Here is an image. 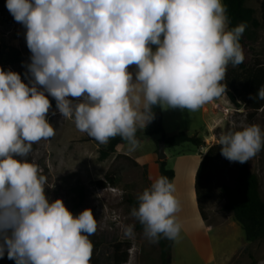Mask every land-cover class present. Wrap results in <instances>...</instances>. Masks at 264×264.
<instances>
[{
  "label": "clouds",
  "instance_id": "9594fccd",
  "mask_svg": "<svg viewBox=\"0 0 264 264\" xmlns=\"http://www.w3.org/2000/svg\"><path fill=\"white\" fill-rule=\"evenodd\" d=\"M5 7L26 29L31 56L27 83L0 67V258L89 264L93 211L74 215L62 198L52 200L46 177L25 158L55 135L49 96L79 131L101 144L120 136L135 151L154 107L196 111L225 91L229 64L245 59L247 25L228 27L223 0H6ZM257 98L264 100V85ZM218 142L223 157L244 163L264 147V130L248 125ZM149 179L130 215L151 242L174 240L183 226L175 186L166 176Z\"/></svg>",
  "mask_w": 264,
  "mask_h": 264
},
{
  "label": "rangeland",
  "instance_id": "374dc122",
  "mask_svg": "<svg viewBox=\"0 0 264 264\" xmlns=\"http://www.w3.org/2000/svg\"><path fill=\"white\" fill-rule=\"evenodd\" d=\"M262 0H246V4L261 16ZM6 0H0V48L13 45L18 47L25 60L3 64L0 67L19 72L25 82L26 65L31 53L27 48L23 25L14 20L5 7ZM245 62L257 57L264 63V26L249 29L241 42ZM155 49V45L152 46ZM135 65L129 66L132 71ZM228 68L233 67L229 64ZM218 104L228 108L223 112ZM210 108V103H206ZM212 109L196 111L180 108H167L164 130L167 135L179 131L197 134L204 144L198 147L192 142L166 147L167 167L174 169L175 196L180 202L177 217L182 230L173 240L169 255H164L159 242H151L143 232V226L131 216L137 204V196L150 186L147 166L139 165L132 157L150 154L158 150L159 136H146L144 128H138L136 138L139 145L130 151L132 157L116 150L109 156L100 158L101 144L79 131L72 118H64L59 110L51 105L47 118L54 126L55 135L42 139L32 146L26 159L35 164L47 179L46 194L52 199L62 198L68 209L78 215L90 208L97 219V228L89 239L92 241V257L97 264H113L114 244L128 241V260L122 264H264V238L248 240L240 222L231 210H225L227 198L222 194L224 184L234 187L238 179V162L227 160L220 152L219 137L229 130L236 131L248 125H259L264 130V110L250 114L243 105H236L224 91L213 99ZM209 110V111H208ZM163 112V111H162ZM54 113V114H53ZM210 124V125H209ZM123 149L129 150L127 141ZM216 145L210 161V182H201L204 199V218L199 209L196 188L197 149L203 152ZM203 155V153H201ZM250 169L259 178L260 193L264 199V147L249 160ZM205 188V189H204ZM205 193V196L203 197ZM134 224L133 234L127 235L125 227ZM126 248L123 246L122 249ZM0 264H15V260L0 258Z\"/></svg>",
  "mask_w": 264,
  "mask_h": 264
},
{
  "label": "trees",
  "instance_id": "16d2710c",
  "mask_svg": "<svg viewBox=\"0 0 264 264\" xmlns=\"http://www.w3.org/2000/svg\"><path fill=\"white\" fill-rule=\"evenodd\" d=\"M227 9L229 19L228 27H235L240 23H246L247 27L240 38L243 41L244 35L249 29L256 30L258 27L264 26V0L261 2V16L258 18L253 7L246 4V0H223ZM25 56L21 50L13 45L0 48V62L3 64H12L22 62ZM264 85V63L257 57L252 58L249 62L245 60L238 65V68H227L221 86L227 92L228 97L236 105H243L250 114L255 115L259 111L264 110V100L259 98L253 99L258 88ZM51 105L56 107V101L49 96ZM155 113L154 119L143 129L146 136L154 134H163L165 137L166 147L183 144L184 142H192L195 147L204 144L202 137L197 134H188L185 131H179L173 135H166L163 126L162 107L153 108ZM136 135V134H135ZM120 136L110 138L104 148L100 149V158L104 159L116 150V146L123 142ZM216 145H211L204 153L195 176V188L199 209L204 218L205 213L204 199H202L201 182L206 185L210 182V161L214 153ZM160 176H166L173 183L175 171L167 167L166 159H159ZM238 179L234 187L224 184L221 188L222 194L227 198L224 206L225 210H231L235 219L241 223L246 238L250 241L264 238V199L260 193L259 178L255 172L249 167V161L239 163ZM205 189V188H204ZM205 196V193L203 197ZM136 204L138 201H133ZM162 253L170 254L173 239L164 237L158 240ZM123 246L126 248L122 249ZM131 243L128 241H120L114 244L113 264H122L128 260V248ZM89 264H97V260L92 256ZM163 264H169L168 259L164 258Z\"/></svg>",
  "mask_w": 264,
  "mask_h": 264
},
{
  "label": "crops",
  "instance_id": "0c3cea01",
  "mask_svg": "<svg viewBox=\"0 0 264 264\" xmlns=\"http://www.w3.org/2000/svg\"><path fill=\"white\" fill-rule=\"evenodd\" d=\"M133 68V73L135 72V67H132ZM212 101H210V108L212 109L211 105H212ZM206 104H204L202 106V109L203 111H207L206 109H210ZM162 111H163V125H164V120H165V116H167L168 112L166 111V105H164L162 107ZM209 111V110H208ZM210 125V124H209ZM165 129V128H164ZM165 134H166V131H165ZM160 135V134H159ZM167 135V134H166ZM161 139V136H159L158 140ZM123 142L119 143L118 146H117V153H122V154H125L127 156H130L132 157V154H130V150L128 149H123ZM198 150L197 154V161H196V167H195V171H197V168L199 166V163L204 155V153L206 152H203L202 149H197ZM203 153V155L201 154ZM139 165H142V166H147L148 168V173H149V177H153V178H156V177H159L160 176V163H159V156H158V150L156 151H153L151 152L150 154H139L137 153L136 155H134L132 157Z\"/></svg>",
  "mask_w": 264,
  "mask_h": 264
},
{
  "label": "water",
  "instance_id": "95a60500",
  "mask_svg": "<svg viewBox=\"0 0 264 264\" xmlns=\"http://www.w3.org/2000/svg\"><path fill=\"white\" fill-rule=\"evenodd\" d=\"M165 148H166L165 137L162 134L161 139L159 141V147H158V156L160 159H165L167 157V154L165 153Z\"/></svg>",
  "mask_w": 264,
  "mask_h": 264
},
{
  "label": "built area",
  "instance_id": "2783aa9c",
  "mask_svg": "<svg viewBox=\"0 0 264 264\" xmlns=\"http://www.w3.org/2000/svg\"><path fill=\"white\" fill-rule=\"evenodd\" d=\"M220 106V108L222 109L223 112H227L228 108H226L224 105L222 104H218Z\"/></svg>",
  "mask_w": 264,
  "mask_h": 264
}]
</instances>
